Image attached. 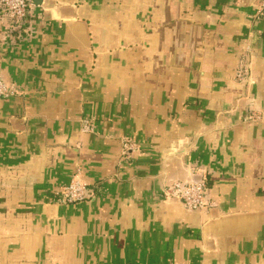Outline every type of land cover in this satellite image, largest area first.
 Returning <instances> with one entry per match:
<instances>
[{
    "label": "crops",
    "instance_id": "crops-1",
    "mask_svg": "<svg viewBox=\"0 0 264 264\" xmlns=\"http://www.w3.org/2000/svg\"><path fill=\"white\" fill-rule=\"evenodd\" d=\"M258 0H34L0 11V264H264ZM250 81L238 83L241 56ZM94 125L83 132L84 121ZM139 151L120 162L121 141ZM208 180L190 212L164 190ZM73 178L95 188L64 205Z\"/></svg>",
    "mask_w": 264,
    "mask_h": 264
},
{
    "label": "built area",
    "instance_id": "built-area-1",
    "mask_svg": "<svg viewBox=\"0 0 264 264\" xmlns=\"http://www.w3.org/2000/svg\"><path fill=\"white\" fill-rule=\"evenodd\" d=\"M260 16L264 15V0H258ZM34 0H0V11L6 13L10 21L15 26L23 24L32 8ZM250 64L245 55L241 56L235 69V80L238 83L250 81ZM18 95L17 89L0 79V98L7 99ZM94 125L90 121H84L83 132L93 133ZM139 151L137 141L130 137H125L121 141L120 162H130ZM95 188L79 178H73L62 190L57 193L56 201L64 205H73L86 201L93 197ZM167 198L180 201L184 207L195 212L216 206V203L208 196V180L203 176L199 180L173 181L164 190Z\"/></svg>",
    "mask_w": 264,
    "mask_h": 264
}]
</instances>
